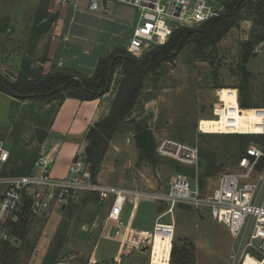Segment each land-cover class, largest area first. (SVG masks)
Segmentation results:
<instances>
[{
  "label": "rangeland",
  "instance_id": "374dc122",
  "mask_svg": "<svg viewBox=\"0 0 264 264\" xmlns=\"http://www.w3.org/2000/svg\"><path fill=\"white\" fill-rule=\"evenodd\" d=\"M204 1L222 10L223 0ZM0 3V71L12 82L22 72L35 79L40 72L46 74L61 68L70 69L82 77L90 76L96 64L93 61L99 55H108L115 48L128 44L138 19L135 9L130 13L128 6L115 2H107L96 11H89L82 1L78 8L55 0H0ZM129 13L127 19H122ZM244 20L230 29L212 50L203 53L208 55L206 59L195 58L186 47L172 61L163 63L156 74L151 72L146 76L144 88L129 120H126L125 130L110 140L111 148L98 175L100 183L125 188L163 189L168 187L170 177L177 173L170 162L172 159L179 165L192 166L194 175L187 177L191 182L197 180L202 190L208 192L216 186L221 173L238 169L237 159L243 151V142L228 134L199 132L198 122L201 118H212L210 108L216 88H238L243 84L238 76L240 44L248 39L253 27L251 22ZM156 48L150 44L139 57ZM62 55L63 58L76 55L69 63L76 68L82 60L80 63L85 64L86 69L61 66L63 64H59L58 58ZM25 62H29V66L25 67ZM246 68L252 74L247 86L248 95L250 92L252 102L259 104L255 107H264V52L250 55ZM118 71L105 92L109 93L107 98L111 101L121 77ZM215 83L219 86L213 87ZM57 102L19 98L0 90V139L10 151L17 147L38 156L44 142H39L38 138L43 129L47 131ZM139 120L145 122L150 146L154 145V150L151 147L153 159L143 155L136 142L137 132L133 126ZM82 136L79 134L76 140ZM165 138L197 147L198 162L195 165L184 164L160 155L156 147ZM201 153L211 160L206 170L202 167ZM105 206L107 204L102 209ZM102 209L89 195L81 194L65 212L55 209L48 218H34L27 239L36 246L27 264L42 263L48 245L59 238H55L58 232L64 233V244L58 255L60 261L149 264L146 253L138 251H131L115 260L119 237L115 234L114 223L105 221ZM162 209L163 206L157 202L142 200L134 210L131 224L151 231L154 219ZM129 212L130 206H126L125 221ZM173 217L176 223L175 246H188L195 242L197 264H230V234L223 224L210 216L208 210L177 207ZM100 234L94 250V240ZM13 240L11 237L10 241ZM14 243L20 246V241ZM24 261V257H20V263Z\"/></svg>",
  "mask_w": 264,
  "mask_h": 264
},
{
  "label": "built area",
  "instance_id": "2783aa9c",
  "mask_svg": "<svg viewBox=\"0 0 264 264\" xmlns=\"http://www.w3.org/2000/svg\"><path fill=\"white\" fill-rule=\"evenodd\" d=\"M85 2L89 11L99 10L107 2L124 4L137 11L138 19L126 50L139 57L148 46L168 41L173 30L191 27L218 16L220 10L204 0H59L62 5L74 8ZM254 53L264 52V41L257 43ZM216 88L211 105L212 118L218 134L264 135V107H242L238 88H227L234 100L226 102ZM231 106V107H230ZM198 131L207 133L198 122ZM162 156L181 163L195 165L198 148L172 138L162 139L157 147ZM10 156V149L0 139V245L11 239L12 224L18 223L25 211L32 216L48 215L58 207L74 202L81 194H93L102 208L105 204V221L113 222L119 237L115 260L131 251L146 253L149 264H170L176 223L173 217L179 205L196 210H208L210 216L223 224L230 234L228 259L230 264H264V148L248 144L239 157L238 169L220 174L216 186L203 191L197 180L176 173L163 189L125 188L93 180L82 153H77L65 177L51 174L54 155L40 152L27 174H2ZM142 200L164 204L156 215L151 231L134 227L132 216ZM126 206H130L128 219H124ZM162 243L155 252V240Z\"/></svg>",
  "mask_w": 264,
  "mask_h": 264
},
{
  "label": "trees",
  "instance_id": "16d2710c",
  "mask_svg": "<svg viewBox=\"0 0 264 264\" xmlns=\"http://www.w3.org/2000/svg\"><path fill=\"white\" fill-rule=\"evenodd\" d=\"M222 6V10H220L218 16L212 17L194 27H178L174 29L166 43L156 45L157 48L155 50L148 51L141 57L130 55L126 50V46L123 48L117 47L108 55H99L92 75H86V77L74 74L70 69L61 68L46 74L40 72L35 79H31L30 76L22 72L21 76L12 82L0 71V90L9 95L24 99H39L48 102L58 100L54 109L55 111L47 125L46 130L48 131L57 108L66 97L94 99L101 96L104 94L103 90L108 83L110 86L113 75L119 70L118 73L121 77L107 115L90 126L85 134L87 144L82 158L90 172L91 178L96 180L110 140L113 139L116 133L125 130L126 120H129L128 117L144 88L146 76L151 72L156 74V70L163 63L172 61L186 47L189 48V52L194 54L195 58L204 57L206 59L208 55H204L203 53L212 50L216 43L230 29L238 26L240 20L244 18L245 20H249L253 27L250 28L248 39H245L240 44L238 76L243 84L238 86L239 103L242 107H255L259 105L252 102L249 96L250 92L248 95L247 86L252 74L247 70L246 62L250 55H253L254 46L264 41V0H223ZM128 8L131 13L133 8L129 6ZM130 13L122 16V19H127ZM24 65L25 67L26 65L29 66V62H25ZM217 86L219 85L216 83L213 85V87ZM133 129L135 132L146 129L145 122L142 120L136 121ZM44 130L38 138L39 142L44 141L47 136V131L44 132ZM227 134L243 142V151L239 157L250 142L258 143L264 148V135L262 134ZM151 147L154 150L153 144ZM36 157V153L33 154V152L14 147L10 151L9 159L4 166L2 174H27L32 171L33 162ZM210 161L207 156L201 153V162H203L202 167H204V170L210 167ZM170 162L177 173L186 176L194 175V168L192 166L179 165L178 162L172 159ZM88 195L96 201L93 194ZM159 205L163 206V209L160 210L162 212L165 206L164 204ZM178 207L192 209L190 206L182 204ZM37 217L44 218V216ZM34 218L36 217L26 210L19 222L12 224L11 234L14 240L12 242L9 240L1 243L0 264L28 263L35 250V244L30 239H27L28 229ZM57 236L59 238L50 244L41 264H56L59 261L58 255L64 244V233L58 232L55 238ZM19 241L20 246L14 243ZM195 251V242L188 244V246L178 247L174 245L173 241L170 264H196ZM20 257H24L25 261L20 263Z\"/></svg>",
  "mask_w": 264,
  "mask_h": 264
},
{
  "label": "crops",
  "instance_id": "0c3cea01",
  "mask_svg": "<svg viewBox=\"0 0 264 264\" xmlns=\"http://www.w3.org/2000/svg\"><path fill=\"white\" fill-rule=\"evenodd\" d=\"M55 1L59 3V1L57 0ZM244 21L250 22L249 20H244ZM72 57L76 58V55H67V57L65 56V58H63V55L60 56L58 58L59 64L60 65L63 64L61 66H64L65 64L66 68H71L72 66H74L72 63H69V60H71ZM96 60H94L93 62H96ZM80 62H78L76 65V68L75 66L74 68L78 70L86 69L85 64L80 63ZM108 95L109 93L107 94L104 93L101 96L94 98V99H79L75 97H66L61 102L52 120L51 126L49 127L47 131V136L42 144V150H41L42 153H45V154L49 153V154L54 155V161L52 163L53 165L52 164H51L52 166L50 165L51 174L53 176L65 177L68 174L69 165L74 160L77 153L83 154L84 149L87 144V141L85 139V134L87 130L89 129L90 126H92L95 122L105 117L108 113L109 105L111 101L110 99L107 98ZM81 133L83 134L82 138L80 140H76V138ZM111 145H112V141L109 143V146L105 152L103 161L101 163V169L96 176V180L98 182H99L98 175L104 168V165H105L104 162L109 152V149L111 148ZM79 197L80 196H78V198ZM78 198L75 201H77ZM68 206L58 207L55 209H59L65 212ZM53 210H51L48 213V215H40V216H44L48 218V216L53 212ZM105 212H106V206H105V209H102L101 213H104V216H105ZM101 235L102 234H100L94 240V246H93L94 250L96 248L98 239L101 237ZM94 250H93V253H94ZM195 256L197 260V256H198L197 244H196ZM92 257H93L92 260L96 261V258L94 256ZM58 263L80 264V263H66L60 260L56 264Z\"/></svg>",
  "mask_w": 264,
  "mask_h": 264
},
{
  "label": "bare ground",
  "instance_id": "6f19581e",
  "mask_svg": "<svg viewBox=\"0 0 264 264\" xmlns=\"http://www.w3.org/2000/svg\"><path fill=\"white\" fill-rule=\"evenodd\" d=\"M222 98L226 101L229 102L233 101L234 96L232 95V97L229 95V90H227V88H223L220 91ZM231 107V106H230ZM216 122L213 118H201L200 119V125L201 127L205 130V132L207 133H214L213 131H215L216 129ZM162 243L158 240V238H156L155 240V247L154 250L155 252H159L161 249Z\"/></svg>",
  "mask_w": 264,
  "mask_h": 264
},
{
  "label": "water",
  "instance_id": "95a60500",
  "mask_svg": "<svg viewBox=\"0 0 264 264\" xmlns=\"http://www.w3.org/2000/svg\"><path fill=\"white\" fill-rule=\"evenodd\" d=\"M109 83L106 88L103 90V93L107 91ZM135 139L138 146L142 149L143 155L147 156L150 159H153L152 149L150 146L148 131L146 129L140 130L135 134Z\"/></svg>",
  "mask_w": 264,
  "mask_h": 264
}]
</instances>
